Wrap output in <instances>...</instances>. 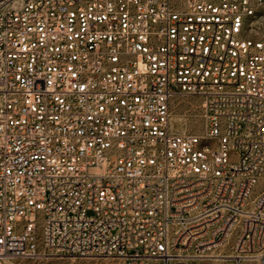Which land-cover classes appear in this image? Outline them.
Listing matches in <instances>:
<instances>
[{"label": "built area", "instance_id": "obj_1", "mask_svg": "<svg viewBox=\"0 0 264 264\" xmlns=\"http://www.w3.org/2000/svg\"><path fill=\"white\" fill-rule=\"evenodd\" d=\"M263 177L264 0H0V264H264Z\"/></svg>", "mask_w": 264, "mask_h": 264}, {"label": "rangeland", "instance_id": "obj_2", "mask_svg": "<svg viewBox=\"0 0 264 264\" xmlns=\"http://www.w3.org/2000/svg\"><path fill=\"white\" fill-rule=\"evenodd\" d=\"M172 123L175 129L181 132H194L204 135L207 131L206 119L204 116L203 100L197 96L176 97L171 106ZM264 187V177L255 187L254 194L260 192ZM250 205V203H249ZM238 227L229 236L226 244L221 249L229 251L235 239ZM228 244V245H227ZM7 261V262H6ZM3 264H124L122 259L113 256H87L73 257L57 255L41 244L36 253L29 256H20L10 259H3ZM252 261H245L244 264H252Z\"/></svg>", "mask_w": 264, "mask_h": 264}, {"label": "bare ground", "instance_id": "obj_3", "mask_svg": "<svg viewBox=\"0 0 264 264\" xmlns=\"http://www.w3.org/2000/svg\"><path fill=\"white\" fill-rule=\"evenodd\" d=\"M227 245H228V244H227ZM4 259H10V258H7V257H6V258H4ZM6 262H7V261H6Z\"/></svg>", "mask_w": 264, "mask_h": 264}]
</instances>
